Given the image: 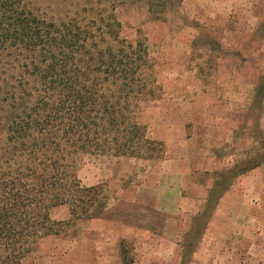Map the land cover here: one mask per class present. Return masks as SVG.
<instances>
[{
  "label": "rangeland",
  "instance_id": "rangeland-1",
  "mask_svg": "<svg viewBox=\"0 0 264 264\" xmlns=\"http://www.w3.org/2000/svg\"><path fill=\"white\" fill-rule=\"evenodd\" d=\"M15 2L72 36L74 58L86 66L81 91L91 89L100 104L102 47L114 45L117 59L130 54L109 34L124 45L140 42L150 65L138 68L134 82L146 85L147 95L130 96L129 121L163 144L162 155L151 160L114 155L95 144L63 150L82 184L102 186L106 211L81 220L70 216L67 204L53 208V219L69 221L66 230L38 240L21 264H124L123 254L126 264H264V256L249 249L218 258L199 249L216 234L209 219L230 187L210 202L212 185L249 159L264 162V0ZM0 51V144L20 140L9 129L16 122L38 124L45 101L51 103L45 109L49 125L69 121L58 117L57 98L43 86V57L9 42ZM99 106L84 119L92 129L101 128ZM73 107L63 101L66 117ZM202 155L211 157L208 170L198 169ZM186 160L191 168L182 175Z\"/></svg>",
  "mask_w": 264,
  "mask_h": 264
},
{
  "label": "trees",
  "instance_id": "trees-1",
  "mask_svg": "<svg viewBox=\"0 0 264 264\" xmlns=\"http://www.w3.org/2000/svg\"><path fill=\"white\" fill-rule=\"evenodd\" d=\"M109 35L130 54L124 55L126 59H117L114 45L107 42L102 47L105 52L100 54L97 69L98 74L106 77L100 104L92 97L91 89L81 91L86 66L74 58L72 36L54 22L34 14L25 3L0 0V50L9 42L13 47L22 46L40 54L43 86L57 98L51 100L57 115L60 114L58 117L69 119L60 125H49L45 109L51 103L45 101L38 124L23 126L16 122L9 129L20 140L0 144V264H21L22 257L38 240L66 230L69 221L53 219L50 216L53 208L67 204L70 216L81 220L100 217L106 211L107 197L102 186L82 184L65 160L63 150L70 146L85 149L95 144L101 151L120 156L151 160L162 155V142L148 137L145 126L130 122L128 115L130 96L147 95L146 85L140 87L134 82L138 68L148 69L150 65L146 49L141 48L140 42L136 46L124 45L116 33ZM137 50L141 54L134 57ZM136 58L140 61L136 62ZM65 100L75 106L67 117L62 108ZM98 104L102 105L99 130L92 129L84 120L91 118ZM246 163L245 168L232 170L215 181L210 188V202H216L233 183V176L258 165L250 159ZM122 259L126 264L125 254Z\"/></svg>",
  "mask_w": 264,
  "mask_h": 264
},
{
  "label": "crops",
  "instance_id": "crops-1",
  "mask_svg": "<svg viewBox=\"0 0 264 264\" xmlns=\"http://www.w3.org/2000/svg\"><path fill=\"white\" fill-rule=\"evenodd\" d=\"M261 121L264 132V112ZM210 158L198 156V169L208 170ZM185 164L182 175L191 168L188 160ZM209 224L216 226V234L212 235L209 243L200 244L201 253L209 252L218 258L224 251L235 255L238 250L244 253L249 249L247 252L259 256V259L264 256V162L241 174L240 179L230 185L219 199ZM240 241H243L242 245L236 246ZM250 248H253V253Z\"/></svg>",
  "mask_w": 264,
  "mask_h": 264
}]
</instances>
